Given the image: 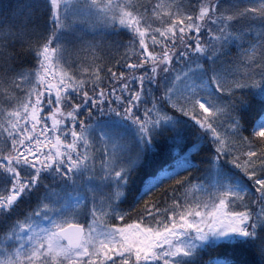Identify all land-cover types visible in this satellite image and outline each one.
I'll use <instances>...</instances> for the list:
<instances>
[{"label":"snow or ice","instance_id":"1","mask_svg":"<svg viewBox=\"0 0 264 264\" xmlns=\"http://www.w3.org/2000/svg\"><path fill=\"white\" fill-rule=\"evenodd\" d=\"M0 264H264V0H0Z\"/></svg>","mask_w":264,"mask_h":264}]
</instances>
